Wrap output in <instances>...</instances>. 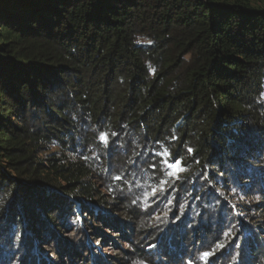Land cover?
<instances>
[{
  "label": "trees",
  "instance_id": "16d2710c",
  "mask_svg": "<svg viewBox=\"0 0 264 264\" xmlns=\"http://www.w3.org/2000/svg\"><path fill=\"white\" fill-rule=\"evenodd\" d=\"M137 174L173 211L132 200ZM51 237L61 264H264V8L0 0V264H57Z\"/></svg>",
  "mask_w": 264,
  "mask_h": 264
},
{
  "label": "rangeland",
  "instance_id": "374dc122",
  "mask_svg": "<svg viewBox=\"0 0 264 264\" xmlns=\"http://www.w3.org/2000/svg\"><path fill=\"white\" fill-rule=\"evenodd\" d=\"M250 1H251L252 5H254L256 7L264 8V0H250ZM180 167H181V164H180ZM181 169H183V168H181ZM165 172L169 178L176 180L177 176L179 178L183 177L185 170L177 171L175 169H169L168 164H166ZM170 172H172L173 174L169 175ZM149 175H150V173L147 174V176H149ZM126 178H127V174H125V173H124V175H120L119 177H117V175L111 174V179H113V181H116L119 179L121 180L119 183L127 181ZM131 182L133 184V186L131 188L132 200H140V199H142L141 197L147 199L150 197V200H148V203L146 204V206L144 205L145 211H147L149 208L154 207L153 210L157 213H160L162 211L167 210L168 206L170 204H172V207H170V209H171L170 211H173L172 208L175 207L176 205L172 202L168 203V198H167L168 194H166V187L165 186L163 188L160 186L158 187L157 179H147V178L142 179V176L137 174L135 176V179H131ZM254 187H255L254 191L258 190V188H259V186H257V185H255ZM154 189H155V192H153ZM170 191H171V189H170ZM220 206L221 205H219L218 209L222 208ZM223 214H224L223 218L227 219V222H231L232 219L237 221V223H243L246 221L245 218L235 216V210H232L230 208L229 209L226 208V210H223ZM79 220H80V222H82V219L79 218ZM100 229L103 230L104 228H100ZM104 232H105V229H104ZM106 233L109 236L114 237L115 239H117V237H120V235L117 232L112 233L111 231H106ZM74 235H75V233L66 234L65 232H62L59 240L61 238H62L61 240L66 239L68 237L73 238V237H75ZM50 239L52 240V241L50 240V242H51V244H49L50 246H44L45 252H46V253H44V258H46L47 260H53V261L57 262V264H61V262H60L61 256H59L60 254L56 250L58 247V244H59L58 243L59 240L57 238H53V237H51ZM119 243H120V246L122 248L121 251H123V250H132L133 251L132 246L129 242H126L124 240H120ZM63 246H64V244H63ZM96 247H97L96 251H95L96 254H99V255L103 254L104 256L110 258L109 261H112L113 263H116L115 259L119 258L118 252L122 253L120 251V249L114 247V245L111 243L105 244L104 246L100 245V243H97ZM62 257L64 260L63 262L65 264H69L68 258L64 257V256H62ZM210 258H211L210 255H207V256L201 255V256H199V258H197L195 264H208ZM150 260L151 259L149 257L141 255L139 258H137L135 261L131 262L130 264H137V261L141 262V264H152V262ZM154 263H155V261H154ZM188 264H191V263H188Z\"/></svg>",
  "mask_w": 264,
  "mask_h": 264
},
{
  "label": "snow or ice",
  "instance_id": "6c2138e0",
  "mask_svg": "<svg viewBox=\"0 0 264 264\" xmlns=\"http://www.w3.org/2000/svg\"><path fill=\"white\" fill-rule=\"evenodd\" d=\"M166 164H168L169 169H175L177 171H182L183 169H181L180 164L179 163H168L167 161H165ZM173 173L170 172L169 175H172ZM177 179L179 178L178 176L176 177ZM153 192H155V189L153 190ZM165 216H167V213H165ZM157 219H159V217H157ZM214 247H223V244L218 243L217 245H215ZM203 255L207 256L209 255V252H204ZM137 264H141V262L137 261Z\"/></svg>",
  "mask_w": 264,
  "mask_h": 264
},
{
  "label": "clouds",
  "instance_id": "9594fccd",
  "mask_svg": "<svg viewBox=\"0 0 264 264\" xmlns=\"http://www.w3.org/2000/svg\"><path fill=\"white\" fill-rule=\"evenodd\" d=\"M258 199V198H257ZM239 255V253H237V256Z\"/></svg>",
  "mask_w": 264,
  "mask_h": 264
}]
</instances>
